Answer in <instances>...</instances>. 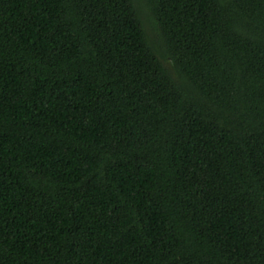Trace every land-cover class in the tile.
Masks as SVG:
<instances>
[{"label": "trees", "instance_id": "1", "mask_svg": "<svg viewBox=\"0 0 264 264\" xmlns=\"http://www.w3.org/2000/svg\"><path fill=\"white\" fill-rule=\"evenodd\" d=\"M0 264H264V0H0Z\"/></svg>", "mask_w": 264, "mask_h": 264}]
</instances>
